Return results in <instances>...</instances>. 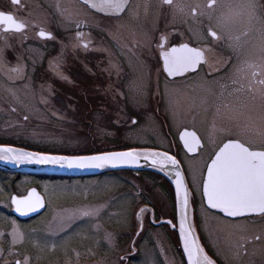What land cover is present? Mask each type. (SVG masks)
Masks as SVG:
<instances>
[{
    "label": "flooded vegetation",
    "instance_id": "obj_1",
    "mask_svg": "<svg viewBox=\"0 0 264 264\" xmlns=\"http://www.w3.org/2000/svg\"><path fill=\"white\" fill-rule=\"evenodd\" d=\"M233 9L264 21V0H172V4L127 0L118 15L97 11L83 0H19L17 4L0 0V12L24 24L21 31H6L8 25L0 24V145L44 151L45 147L30 143L36 136L25 128L30 119V125L43 120L42 129L57 136L60 145L64 142L65 152L68 145L77 154L131 147L172 153L191 189L195 223L208 255L217 264H264V217H224L208 209L202 196L205 170L224 143L241 139L262 146L256 131L264 119V97L259 91L262 86L253 83L252 72H259L264 64V25L249 36L233 34ZM41 30L51 38H42ZM162 37L167 38L165 51L182 44L201 50L204 60L196 71L170 77L164 70ZM248 40L251 48L240 46ZM250 64L256 67L249 68ZM262 78L257 75L255 80ZM172 87L177 89L170 91ZM40 88H48L50 95H39ZM174 99L184 107L192 105V111L184 114L187 118L170 115ZM184 133H195L200 145L189 151L185 141L191 145V139L182 140ZM189 165L203 169L199 183L189 177ZM122 173L138 180L131 183L139 185L138 204H145V212L135 247L131 249V240L115 247L113 260L132 264L149 229L165 228L172 257L183 264L171 236L175 235L171 223L175 224L176 209L170 184L149 172ZM0 174V214L11 219L12 225L45 213L44 198L42 213L18 219L12 196L21 197L39 187L18 186L27 176ZM162 211H171L170 217ZM199 211L210 216L211 240L202 231L204 216ZM162 220L171 222L153 225ZM8 230L5 225L4 231ZM0 248V258L10 263V250L5 245Z\"/></svg>",
    "mask_w": 264,
    "mask_h": 264
},
{
    "label": "rangeland",
    "instance_id": "obj_2",
    "mask_svg": "<svg viewBox=\"0 0 264 264\" xmlns=\"http://www.w3.org/2000/svg\"><path fill=\"white\" fill-rule=\"evenodd\" d=\"M231 14L234 22L230 23L233 34H247L249 36L258 32L260 26L264 25V21L261 19L256 21L255 18H248L245 16V12L243 13L239 9H233ZM247 42L248 44L242 43L240 46L247 45L248 49L251 48L250 40ZM209 56L215 57L211 54ZM175 89L177 88L172 87L170 91ZM189 90H191L189 94L191 95L193 93L192 88L188 89L187 92ZM47 91L48 88H40L39 95H50ZM13 94L19 95L20 92H13ZM42 100L45 101L44 98ZM176 101L174 99V104L170 103V115L175 117L174 119L179 118V116L187 118L188 116H184V114L187 111H192V105L184 107L182 104H177ZM31 123L33 121L30 119L24 123L26 130L36 135L29 139L30 143L45 147L41 150L50 153H76L68 145L66 147L68 152H65L64 142H61L60 145V142L55 141L57 136L42 129L43 120L40 125H30ZM47 123L48 120L44 119V124ZM71 143L74 144L75 140ZM49 148L64 150V152ZM206 153L207 151L202 156L205 157ZM202 170L197 165L187 166V173L193 182L198 181L199 183L203 175ZM127 175L128 173L109 172L83 179L25 177L19 181L18 186L21 185L23 188L30 185L38 186L47 201V209L40 217L17 226L12 225L11 219H6L0 214V247L1 245L7 246L13 258L9 261L10 263H4V259L0 258V264H17V261L24 264L26 257L28 264H117L118 261L112 258L113 251L115 247L122 248L127 242L129 243L128 240L133 234L132 228L134 230L139 228L138 223L133 224L135 223L133 220L134 209L136 206H140L138 210H143L141 204H138L142 195L138 192L139 185L131 183L138 180L129 179ZM2 181L3 177L0 174V184L3 183ZM90 209H99V215L94 217L79 215L83 210ZM138 212L140 211L136 213ZM162 212L166 215L165 217H170L168 215L171 211ZM200 212L204 216L201 221L202 231L206 236H210L208 239L211 240L210 216L206 211ZM72 213L77 215L69 219ZM5 225L7 229L9 228L8 231H4ZM153 225L156 226L157 223H153ZM170 230L169 228L168 231ZM16 233H20L23 239L14 241ZM168 236L165 228L149 229L139 245V256L132 264H179V261L173 259L170 248L167 246ZM171 236L175 241L173 243H177L176 236L174 238L173 233ZM158 243L160 244L158 245ZM0 252L2 254L1 248Z\"/></svg>",
    "mask_w": 264,
    "mask_h": 264
},
{
    "label": "snow or ice",
    "instance_id": "obj_3",
    "mask_svg": "<svg viewBox=\"0 0 264 264\" xmlns=\"http://www.w3.org/2000/svg\"><path fill=\"white\" fill-rule=\"evenodd\" d=\"M19 0H12L17 4ZM84 4L97 11L105 13L119 14L124 11L127 0H83ZM166 4H172V0H164ZM0 24H7L5 30L21 31L24 27L22 22L17 21L12 15L0 12ZM42 38H51V35L43 30L39 32ZM82 35V34H78ZM215 37V33H210ZM162 37L160 45L162 49V59L164 61V70L170 77L183 75L186 72L196 71L197 65L203 60L204 56L201 50L190 48L187 44L180 47H172L169 50L164 49ZM87 48L88 43L83 44ZM249 68H255L254 65H248ZM260 71H253V83H258L262 87L259 90L264 97V78L255 80L257 75L264 76V64L260 65ZM16 71V69H13ZM251 90V86L249 87ZM27 119V117H25ZM135 123V121H133ZM261 138L262 146L257 148L254 144L247 143L241 139L229 140L224 143L219 151L215 153L211 163L207 166V175L203 180V200L208 209L222 213L227 218L247 217L258 215L264 217V119L256 131ZM190 137L191 145L185 141V146L189 151L193 146L200 145L199 139L195 133H184L181 137ZM141 153L132 150L127 152H112L90 157H66L53 156L39 153H28L15 150L10 147H0V160L10 161L14 164H45L59 165L68 168H102L104 166L116 167L123 164H137ZM145 160H149L153 166H158L160 170H165L168 165L175 174V187L177 194L178 211L180 213V237L183 244L184 253L187 256L188 264H214V262L205 254L199 240L193 234L195 229L189 223V193L185 186L183 175L179 171L177 160L167 153H145ZM13 204L16 205V211L22 215L26 211H35L37 206H42V202L34 192L29 194L25 200L13 198ZM77 215L72 213V216ZM81 216H98L99 209L83 210L79 213ZM235 222V221H233ZM20 233H16L15 240H22ZM256 239H260L259 236ZM243 247V245H241ZM17 264H20L17 261ZM24 264H28V258H25Z\"/></svg>",
    "mask_w": 264,
    "mask_h": 264
},
{
    "label": "water",
    "instance_id": "obj_4",
    "mask_svg": "<svg viewBox=\"0 0 264 264\" xmlns=\"http://www.w3.org/2000/svg\"><path fill=\"white\" fill-rule=\"evenodd\" d=\"M176 47H180V46H176ZM163 63H164V61H163ZM0 147H10V148H13L15 150H20V151H24V152H28V153H39V154H45V155L66 156V157H90V156L102 155L105 153L127 152V151H132V150H135V151L141 153V156H140L137 164H130V165L129 164H123V165H118L116 167L104 166L102 168H68V167H60L59 165H45V164H19V165H17V164L10 162V161L0 160V171L6 172L9 174H19V175H25V176L48 177V178H66V179L96 177V176H99V175L106 173V172H118V171L155 173V174L165 178L169 182V184L171 185V187L173 189L174 200H175V209H176V211H175L176 224L175 225L171 224V225H172V228L174 230H176L178 241H179V246H180L185 264H188L187 256L184 253L183 244L181 242V237H180V230H179L180 213L178 211L177 194H176V187H175V183H174V180H175L174 171L171 169L170 165H168L165 170H160L158 166H153L149 160H145L143 158V155L145 153H153V152H155V153H167V152H163V151H160L157 149H150V148H132V149L114 150V151H106V152H101V153H92V154H84V155H63V154H51V153H45V152L31 151V150H27L24 148L8 146V145H0ZM167 154L174 157L173 155H171L169 153H167ZM177 162L179 164V171L184 177L185 186H186L187 191L189 193V210H188L189 211V223H191L192 226L194 227L195 231L193 234L199 240V237H198V234H197V231L195 228V224H194L190 190L188 188L183 169H182L178 160H177ZM206 175H207V169L205 172V177H206ZM32 192H34L36 194V196H38L40 198V200L42 202V206H37V209L35 211L28 210V211H26V214L22 215L20 212L16 211V205L13 204L12 200H13V198H16L17 200H25L29 197V194ZM202 192H203V187H202ZM11 203L13 206L14 214L17 217H19L20 219H27V218H30L32 216H35L38 213H41L45 207L43 197L39 194L38 190L35 188L29 189L27 194L23 197L13 196L11 199ZM205 205L207 206L206 203H205ZM142 209H143V207H142ZM138 211H140V212L135 213V220L138 223L139 228L135 232V237L132 241V246L135 243V239H136L137 235L141 232L140 225L143 224V222L141 220V215H142L143 211L142 210H138ZM138 218H140V219H138ZM165 222L170 223V221H168V220H166V221L162 220V221L158 222L157 225H160V224L165 223ZM199 243H200V240H199ZM200 245H201V243H200ZM201 247H203V246L201 245ZM205 254L207 255L206 252H205ZM214 264H215V262H214Z\"/></svg>",
    "mask_w": 264,
    "mask_h": 264
},
{
    "label": "trees",
    "instance_id": "obj_5",
    "mask_svg": "<svg viewBox=\"0 0 264 264\" xmlns=\"http://www.w3.org/2000/svg\"><path fill=\"white\" fill-rule=\"evenodd\" d=\"M68 154V153H67Z\"/></svg>",
    "mask_w": 264,
    "mask_h": 264
}]
</instances>
